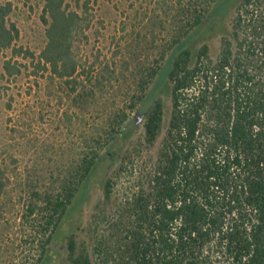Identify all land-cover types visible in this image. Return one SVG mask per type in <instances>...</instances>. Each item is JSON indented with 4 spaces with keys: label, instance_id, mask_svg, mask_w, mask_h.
<instances>
[{
    "label": "trees",
    "instance_id": "16d2710c",
    "mask_svg": "<svg viewBox=\"0 0 264 264\" xmlns=\"http://www.w3.org/2000/svg\"><path fill=\"white\" fill-rule=\"evenodd\" d=\"M220 1H163L149 36L138 33L118 62L83 58L87 9L42 0L46 42L35 54L18 45L12 3H0V55L10 52L1 76L43 82L39 120L52 115L64 139L41 144L21 168L15 154L0 158V264H43L98 165L117 162L118 174L135 167L124 145L113 146L131 138L130 113L147 99L144 143L153 147L164 132L156 158L102 215L91 252L67 236L69 264H264V0H232L218 13ZM198 28L221 35L217 54L206 43L183 45ZM113 184L103 178V206Z\"/></svg>",
    "mask_w": 264,
    "mask_h": 264
},
{
    "label": "rangeland",
    "instance_id": "374dc122",
    "mask_svg": "<svg viewBox=\"0 0 264 264\" xmlns=\"http://www.w3.org/2000/svg\"><path fill=\"white\" fill-rule=\"evenodd\" d=\"M8 1L13 5L10 18L20 31L18 45L38 54L46 42V27L41 18L42 0H0V3ZM66 1L71 9H80L79 11L87 9L92 20L91 28L87 32L88 41L81 48L83 58L91 61L98 56L101 62L111 59L118 62L124 55H127L129 49L133 50V43L136 41L138 33H141V38L145 33L149 36V29L147 31L145 27L154 13H161V3L167 1L172 5L177 0ZM230 1L232 0H221L215 9L218 13H226ZM231 17L232 12H228L224 21L227 29L230 26ZM220 38L221 35L215 36L211 32L198 28L183 45H191L197 49L206 43L210 47L211 53L215 55L219 51ZM159 40L164 42L163 34L160 35ZM142 46H145V43ZM9 57L10 52L0 55V158H6V162L9 163V155L15 154L19 159L18 167L21 168L23 165L31 164L36 155L41 153V144H59L64 139L58 137L57 133L55 134L52 115L46 114L42 122L39 120L38 101L43 98V93L40 91L43 82L37 84L33 78L27 77L26 74L11 79L1 76V65ZM20 61L25 62L22 59ZM164 80V75L159 76L158 85H161ZM165 101L166 109H170V100L166 99ZM8 104L11 106L8 107ZM149 106L150 99H147L130 113V120L137 118V126L133 135L126 143L119 141L113 146L115 150L124 145L121 156L134 161L135 167L130 165L127 171L118 174L119 163L117 162L111 164L108 170H105L104 163L98 165L95 174L83 188L77 204L57 229L43 264H69L67 261V236L70 234L74 235L79 248L86 246L91 252L93 239L103 230L102 215L113 214L118 199L127 196L132 191L137 173L145 169L156 158L164 132L153 147L144 143L145 113ZM167 116L168 112L166 119ZM15 125V128L20 132L13 133L11 131ZM24 132L26 135L23 141L21 135ZM29 139L36 143L35 147L27 149L19 145L22 142L23 145L27 144L26 141ZM105 177L112 178L114 193L110 203L103 206V178ZM94 214L100 215V218H97L99 221L97 226L93 225Z\"/></svg>",
    "mask_w": 264,
    "mask_h": 264
}]
</instances>
